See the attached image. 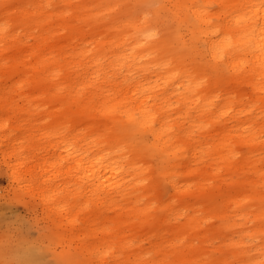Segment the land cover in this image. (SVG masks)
Wrapping results in <instances>:
<instances>
[{
	"label": "bare ground",
	"instance_id": "obj_1",
	"mask_svg": "<svg viewBox=\"0 0 264 264\" xmlns=\"http://www.w3.org/2000/svg\"><path fill=\"white\" fill-rule=\"evenodd\" d=\"M61 1L63 7L54 0H0V105L15 104L26 110L28 121L22 124L32 128L35 121L40 129L50 127L45 132L48 136L64 133L50 148L62 147L68 152L62 177L78 172L83 189L74 193L73 204L71 198L54 199L56 194L48 199L58 200V216L76 203L85 215V226L79 230L85 255L69 252L72 263L106 264L108 257L116 260L123 254L125 264H254L250 245L258 252L264 250V240L260 246L251 243L264 235V192L257 191L258 186L264 188V168L249 162L256 174L249 182L254 190L242 183L222 196L221 203L202 205L195 198L208 188L207 173L186 165L195 180L189 183L177 177L176 168L182 164H175L168 177L172 192L165 204L164 171L153 168L148 145L132 141L136 130L130 125L139 122L152 135L153 146L171 156L186 153L198 162L201 151L185 149L179 132H172L174 126L184 127L194 119V127L205 128L204 119L214 118L212 124L219 125V119L227 117L241 123L237 128L240 141H235L239 146L248 143L263 149L264 0H174V17L186 21V35L164 25L165 17L149 6L153 0H107V8L94 11L74 0ZM112 67L122 73L126 106L105 112L111 114L107 117L111 125L107 133L94 138L100 132L98 126L84 122L79 128L89 106L79 100L78 93L88 82L92 86L100 82L105 69ZM75 73L81 83L71 82ZM221 97L224 101L218 103ZM71 104L79 105L78 112ZM237 105L243 108L237 111ZM35 111L44 116L48 113L50 120L36 124ZM117 111L126 119L115 114ZM136 113L139 118H134ZM247 115L252 117L241 121ZM16 123L6 118L0 122V130ZM224 127L227 129V123ZM184 129L186 137L193 136L191 127ZM1 137L7 139L11 134ZM233 137L223 131L213 155L239 176V168L247 162L236 159L239 150L232 145ZM0 152L12 180H21L19 168L27 165L28 158L10 164L18 151L7 154L0 148ZM44 167V162L38 163L25 176L33 172L36 177ZM221 169L213 175L222 174ZM60 176L43 179L40 185ZM200 177L204 182L198 190L194 185ZM41 197L45 202L46 196ZM186 197L193 200L186 202ZM121 202L126 207L121 208ZM158 202H163L164 214L158 212L160 207L154 208ZM248 203L253 205L249 211L245 209ZM140 204L145 207L138 209ZM104 207L123 211L108 217ZM67 215L74 227L72 211ZM237 217L244 222L239 223ZM218 218H225V224L217 223ZM158 235L160 242L152 244L155 250L150 256L142 245H135L142 236L153 242ZM93 237L97 239L90 247ZM208 240L218 242L210 244L211 251L205 248ZM154 254L158 259H153ZM257 264H264V251Z\"/></svg>",
	"mask_w": 264,
	"mask_h": 264
},
{
	"label": "rangeland",
	"instance_id": "obj_2",
	"mask_svg": "<svg viewBox=\"0 0 264 264\" xmlns=\"http://www.w3.org/2000/svg\"><path fill=\"white\" fill-rule=\"evenodd\" d=\"M54 1L58 7H63L64 3L61 0ZM74 1L77 4H84V6L92 8V11H94V9L101 10L102 8H107L108 3L107 0L102 2L97 0ZM173 4L174 0H153L149 6L157 12L156 14L165 17V26H168L169 28L174 27L177 29V32L179 31L182 35H186L188 33L186 21L183 20L182 16L174 17L177 9L172 6ZM58 7L54 8L53 11L58 9ZM190 18H192V16ZM88 39L90 40V38ZM106 63L107 61L104 62V64ZM79 68H81V66H79ZM93 70H95V68ZM105 70H107L106 74H103L100 77V82L96 83V85L92 86L91 83L88 82L82 90L78 88V90H81L78 93L79 100L87 102L89 106V111L87 110L83 113L84 117H82V120L80 121L81 124L79 125V128L81 129L84 126V122L87 125L98 126L100 132L94 134V138L107 133L108 127L111 125V122L108 120L109 118H107L111 117V114L106 115L105 112L114 109L116 106H126V96L124 93L127 88L125 84L122 83L123 77L120 76L122 73L119 74V71L114 67ZM105 77L109 79L107 82L105 81L107 79H104ZM80 78L81 77L75 73L70 80L74 83H81L82 80ZM84 80L86 81L85 78ZM156 91L160 93V89H156ZM142 95H139V97L141 96V98H143L144 96ZM175 99L176 98L173 100ZM223 101L224 97H221V99L218 100V103H222ZM70 106L76 110L79 105L71 104ZM64 108H66V106ZM96 108H98V110L94 111ZM241 108H243V106L237 105L235 110L238 111ZM76 112L78 111L76 110ZM115 114L122 116V119H126L124 113L121 114L117 111ZM27 117L28 114L26 113V110L21 111L15 106V104L5 105V107L0 105V122L6 118H11L12 121L15 120L17 122L15 125L13 124L12 126L6 127L5 130H0L1 151L8 152L7 154H10L14 150L18 151V155L14 153L13 157L11 156V159L8 161L10 164L18 163L19 158H28L27 165L19 168V171L23 174L22 179L19 181H13L10 176V171L5 164L6 161L0 152V264H73L72 260L69 258V252L80 253L82 257L85 255L81 253L84 248L82 241L83 237L79 236V230L85 226V215L80 206H77L78 203H76L74 207H65L67 208V213L72 211L73 218L76 219L75 226L72 227L69 225L70 219H68L67 213H62V216H58L57 210H55V208L59 206L58 200L53 201L48 198L56 194L54 199L57 196L61 197L59 200L66 197L71 198L70 201L73 204L74 193L83 189V182H81L78 172H73L70 177H62V174H64L67 169L66 159L68 152L64 151L62 147L58 149L50 148L51 145L60 140V136H64V133H61V135L48 136L45 132L52 130L50 127L40 129L35 126V121H33L34 126L32 128L29 125L22 124L24 121H28ZM49 117L50 115L48 113L44 116L38 114L37 111L34 112L33 116V118L37 120L36 124L49 121ZM248 117L252 116L247 115L242 117L241 121H247ZM134 118H139V114L136 113ZM118 120L119 119H117L116 122ZM204 120L205 122L203 125L206 126L205 128L197 129V127H194L193 125L196 122L194 119L184 126L193 129L194 133L192 137L185 136V133L181 131V129H184L182 126H174L172 130L174 134L179 132L177 135L182 138V142L186 144L185 149L189 150L196 148L198 151H201L198 162L189 159V157L185 155L186 153H180L177 157L171 156L162 148L153 146L152 135L143 131L138 124L139 122L130 125L136 130V134L133 136L134 138L132 141L138 143L141 142V146H143V144L148 145V147H146L150 149L148 152L153 168H160L164 171V176L161 181H163V189L167 191L163 201L165 204L169 201L170 193L172 192L168 177L170 173L175 171L174 166L178 163L182 165L176 168L177 177L185 181L187 180L189 183L195 182V180L185 167L186 165L193 166L194 168L198 167L202 174L207 173L206 176L209 179V185L207 184L208 188L205 192H199V195L195 198V200L197 199L202 205L221 203L222 196L229 194L230 191L238 188L242 183H245L246 186L254 190L253 185L249 182L255 180L254 178H256V174L249 167V162H255L259 168H264V147L263 149H260V147L256 149L251 147L248 143L239 146L236 142L240 141L238 136L241 131L237 133V128H240L241 123L239 124L237 120H228L227 117L224 119L220 118L219 125L212 124L213 121L216 120L214 118H206ZM182 121L183 120L181 119L180 122ZM226 123L228 125L227 129L224 127ZM75 124H77V122ZM235 124L237 125L234 127ZM247 125L248 122L243 124L244 127ZM223 131H229L230 134L234 136L231 139L233 143L232 145L236 146L239 150L236 159L247 162L242 169L239 168V170L242 171L239 176L234 168L225 166L223 162H220V160L213 155L215 146L221 138ZM4 133L11 134V137L7 139L2 138L1 136ZM115 144L116 143H113L112 146H115ZM110 149L112 150L113 148ZM97 151L98 149L95 150V152ZM42 162H44L45 167L43 168V171L37 172L36 177H34L33 172L30 176H25V171L28 169L33 171L34 166ZM130 166L131 165L128 167ZM219 167H222V174L218 176L213 175L217 172L216 169ZM40 174H43V176H40ZM58 174L61 175L58 179L40 185V182L43 179H51ZM231 178H233V180ZM197 180L198 183L194 186L199 190L204 179L200 177ZM211 187H214V193L211 192ZM58 191H61V193ZM257 191L264 192V188L258 186ZM42 195L46 196V200H44L45 202L42 201ZM185 200L186 202H189L193 199L186 197ZM76 201L80 202L81 200L78 199ZM163 202L154 204V208L160 207L158 212L161 214H164L165 212ZM120 206L121 208L126 207L125 202H121ZM144 207L145 205L143 204L137 205L138 209ZM245 207V209L249 211L253 208V205L252 203H248L245 204ZM104 208L106 209V216L108 217H116V214L123 211L121 208ZM150 211L151 213H154L152 209ZM146 215L147 214H145V216ZM237 219L239 223L244 222V219H239V217H237ZM135 222L141 224L139 219ZM216 222L225 224L226 219L218 218L216 219ZM88 224L90 225V223ZM245 228L246 227L241 228L240 230L244 231ZM69 231H72V236L71 234L68 235ZM96 239V237L89 239L90 247H92V243H94ZM263 240L264 235H261L256 238V242L252 241L251 243L252 245L260 246ZM159 242L160 235H158V237L155 236L153 242H149L147 236H142L136 241L135 245H142L144 251L147 252V256H150L155 250L154 245L152 244ZM212 242H215L216 245L218 244L217 241L208 240V243L205 244V248L209 251L213 249L210 245ZM89 244L88 246L86 245L88 249ZM250 248H253L250 256L251 261L254 264H257L258 260H262L264 250L258 252L256 247L251 245ZM120 255L121 258H117L116 260L112 257H108L106 264H125L126 258L123 254ZM153 259H158V255L154 254Z\"/></svg>",
	"mask_w": 264,
	"mask_h": 264
}]
</instances>
